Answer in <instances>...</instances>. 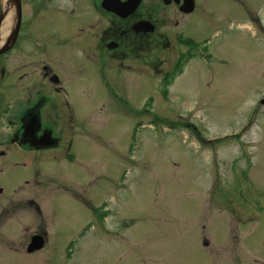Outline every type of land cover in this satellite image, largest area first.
<instances>
[{"label": "rangeland", "instance_id": "obj_1", "mask_svg": "<svg viewBox=\"0 0 264 264\" xmlns=\"http://www.w3.org/2000/svg\"><path fill=\"white\" fill-rule=\"evenodd\" d=\"M63 1L23 6L21 34L64 18ZM195 1L183 35L211 59L187 61L167 97L149 75L110 79L122 101L97 76L62 74L83 127L70 160L22 158L0 121V264H264V0ZM33 234L46 242L26 253Z\"/></svg>", "mask_w": 264, "mask_h": 264}, {"label": "flooded vegetation", "instance_id": "obj_2", "mask_svg": "<svg viewBox=\"0 0 264 264\" xmlns=\"http://www.w3.org/2000/svg\"><path fill=\"white\" fill-rule=\"evenodd\" d=\"M113 1L111 11L103 6V0H64V18L58 19L54 10L53 19L51 14L50 20L39 18L37 34H21V22L16 38L10 39L8 50L0 54V121L5 120L3 130L9 133L8 148L22 158L41 160L40 154L51 150H58L53 159L70 160L74 155L75 132L83 127L64 89L62 74L67 70L97 76L114 98L125 101L109 88L110 79L116 80L123 73L149 75L155 77L158 85L168 86L174 80L173 64L177 59L174 53L171 59V46L178 47L176 55L185 56L183 60L189 54L195 55V45L180 43L189 41L183 34L193 23L195 0H141L127 15L117 5L128 0ZM27 4L43 12L47 4L54 8L57 0H21L22 10ZM189 6L190 11H186ZM34 14L31 8L30 15ZM64 19L72 20L68 34H51L57 29L61 32ZM47 26L52 27L44 31ZM193 41L207 50L205 43ZM166 52L169 62L164 57ZM19 53L24 54L23 59H17ZM148 53L152 54L143 64ZM133 62L138 63L131 65ZM111 63L115 65L109 74ZM86 119L85 116L83 120ZM3 156L4 151L0 150V157ZM12 164L11 168L26 166L18 160ZM3 188L0 186V193Z\"/></svg>", "mask_w": 264, "mask_h": 264}, {"label": "water", "instance_id": "obj_3", "mask_svg": "<svg viewBox=\"0 0 264 264\" xmlns=\"http://www.w3.org/2000/svg\"><path fill=\"white\" fill-rule=\"evenodd\" d=\"M12 9H13V26L12 29L10 30L11 36L5 41L4 47L0 50V52H4L7 50V45L9 39H12L18 32L20 22H21V4L20 0H10ZM112 1V2H111ZM140 0H128L124 3H120L117 6H119V9L122 14L127 15L131 11H133L136 6L139 4ZM114 5L113 0H103V6H106L107 9L111 10L112 6ZM3 20V15L2 12L0 13V26ZM262 104H264V101H262ZM44 246V239L41 236H33L30 239L29 244L27 245L26 248V253H33L35 251H39L42 249Z\"/></svg>", "mask_w": 264, "mask_h": 264}, {"label": "bare ground", "instance_id": "obj_4", "mask_svg": "<svg viewBox=\"0 0 264 264\" xmlns=\"http://www.w3.org/2000/svg\"><path fill=\"white\" fill-rule=\"evenodd\" d=\"M3 20L0 27V43L4 39L5 35L8 34L9 28L11 27V20H13V11L10 0H0Z\"/></svg>", "mask_w": 264, "mask_h": 264}]
</instances>
